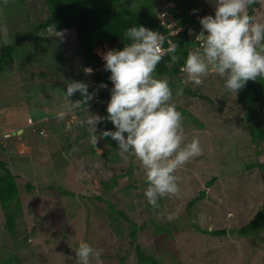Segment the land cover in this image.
<instances>
[{
	"label": "rangeland",
	"instance_id": "obj_1",
	"mask_svg": "<svg viewBox=\"0 0 264 264\" xmlns=\"http://www.w3.org/2000/svg\"><path fill=\"white\" fill-rule=\"evenodd\" d=\"M29 1L8 0L5 5L0 0V49L48 18L44 0H36L38 15ZM156 1L122 0L113 8L136 13ZM191 1L200 17L214 16L215 0ZM255 1L253 16L264 23V0ZM159 2L164 8L182 4ZM108 50L114 49L105 44L96 52L102 57ZM78 59L73 50L58 45L23 43L16 48L13 66L0 75V162L25 179L19 181V198L10 208L13 231L0 206V264H17L14 257L20 264H77L80 243L101 250L103 264H120L122 258L123 264H140L138 246L162 264H264V226L250 236L255 243L235 232L264 207V171L249 168L264 163V135L253 138L247 119L249 115L264 130V102L244 107L215 73L199 86L185 84L186 76L175 80L170 87L183 116L181 147L198 138L201 154L177 169L178 194L159 199L154 209L144 195L148 185L140 161L122 157L117 143L105 138L93 145L87 127L80 126L81 119L106 117L107 112L93 104L89 112L57 118L69 105L64 94L68 82L95 83ZM181 88L183 94L176 95ZM187 88L199 94L189 95ZM102 90L110 93L111 87ZM70 99L74 102V96ZM18 130L22 134L6 137ZM102 131L103 122L96 135ZM204 191V198L190 207ZM222 230L227 234H210Z\"/></svg>",
	"mask_w": 264,
	"mask_h": 264
},
{
	"label": "clouds",
	"instance_id": "obj_2",
	"mask_svg": "<svg viewBox=\"0 0 264 264\" xmlns=\"http://www.w3.org/2000/svg\"><path fill=\"white\" fill-rule=\"evenodd\" d=\"M8 0H4L7 5ZM255 0H215V14L199 18L202 29L194 33L200 47L190 51L180 71L185 74V84L199 86L210 73L224 79V88L235 94L243 90L249 81L264 79V23L246 14V8ZM164 17V16H163ZM123 38L130 43L123 50H108L102 54L104 70L110 72V101L106 117L91 114L79 121L91 133V142L111 138L118 145L122 157L134 156L140 161L147 188L144 195L154 209L158 201L170 198L179 192L175 172L193 157L201 154L200 141L194 138L181 147L184 141L182 113L177 111L173 90L166 78H157L154 73L165 55L172 63L179 61L176 55L179 45L168 36L144 26L128 28ZM165 43L168 47L164 48ZM87 75L94 70L84 68ZM101 83L95 92H89L85 82L70 81L65 96L69 100L66 111L57 118L63 120L68 114L89 112V102L99 89H107ZM80 93L82 99L70 98ZM178 89L176 95H182ZM111 122L115 131H102L96 135L97 125ZM77 264H103L101 250L88 243H80L75 251Z\"/></svg>",
	"mask_w": 264,
	"mask_h": 264
},
{
	"label": "trees",
	"instance_id": "obj_3",
	"mask_svg": "<svg viewBox=\"0 0 264 264\" xmlns=\"http://www.w3.org/2000/svg\"><path fill=\"white\" fill-rule=\"evenodd\" d=\"M48 18L33 29V32L23 36L14 44H4L0 49V75L7 71L15 63L16 48L23 43H44L49 46L58 45L65 51H74V54L82 63V68H92L94 73L90 76L93 85H89V92H95L98 85L101 83L107 84L108 87H113L109 80L110 72H106L103 68L104 61L102 57L96 52L98 47L109 45L114 50H123L125 44L130 43L123 38L125 31L130 27L144 26L150 30L158 31L161 34L168 36L172 29L167 25L170 20H174L176 26L173 29L181 28V31L170 38L174 43L179 45L176 55L179 56L177 63H172L170 56L165 55L160 64H158L154 75L159 78H167L170 86H175V80H183L185 74L180 71L184 65L187 55L192 49H199L200 45L196 41L192 42V37L189 34L190 30L194 33L201 31L202 26L199 23L198 11L194 8V3L191 0H182L179 7H163V3L156 1L154 4L147 3L145 10L131 13L129 10L121 8H113L114 4H118L122 0H44ZM154 1V0H151ZM36 0L29 1V5L33 14L38 15ZM248 15H254V8L258 7L257 2L251 4ZM153 14V15H152ZM156 14V15H155ZM201 14V13H200ZM160 15H164L166 25L162 24L163 19ZM158 16V17H155ZM195 18V20H193ZM168 47L167 43L164 45ZM189 95L197 96L199 93L190 88L185 89ZM238 99L244 107L252 104L264 102V79L258 78L257 81H249L246 87L239 91ZM98 97V98H96ZM110 93L98 90V94L89 106L97 107L102 113L107 112V104L110 101ZM82 99L80 93L74 95V101ZM95 101V103H94ZM105 101V103H103ZM92 107V108H93ZM92 108L90 109L92 111ZM249 122V130L251 136L254 138L262 137L264 130L259 123L253 121V118L247 116ZM195 124L199 125L198 120L193 118ZM104 131H115L111 122H103ZM106 140L115 143L110 137ZM258 167L264 171V163L252 164L249 168ZM0 206L7 215V223L9 230H14L15 214L10 212V208L17 202L19 198V181L25 180L22 177L15 175L12 170L3 162H0ZM214 179L208 183L211 185ZM114 183H116L114 181ZM59 192L67 195L68 192L59 188ZM205 191L190 203V207L196 202H199L205 196ZM113 208V206H110ZM118 213L125 219L129 220L124 212ZM264 226V207L256 214L255 218L244 225L235 232L241 236H248L253 243H255L250 236L256 235ZM209 233V232H208ZM136 232L132 233L135 237ZM213 235H226L227 231L210 232ZM137 253L140 259V264H162L159 260L151 255H146L141 248L137 247ZM17 264H20V259L14 257ZM11 262V261H10ZM124 259H121V263ZM9 264V263H2Z\"/></svg>",
	"mask_w": 264,
	"mask_h": 264
},
{
	"label": "built area",
	"instance_id": "obj_4",
	"mask_svg": "<svg viewBox=\"0 0 264 264\" xmlns=\"http://www.w3.org/2000/svg\"><path fill=\"white\" fill-rule=\"evenodd\" d=\"M162 24L166 25V21L163 20L162 21ZM176 26L174 20H170V23L167 25L168 28L172 29V31L170 32V34L168 35V38L171 39L170 37L171 36H174V35H177L180 31H181V28H176V29H173L174 27ZM172 40V39H171ZM165 48V47H164ZM104 69V66L103 68Z\"/></svg>",
	"mask_w": 264,
	"mask_h": 264
},
{
	"label": "water",
	"instance_id": "obj_5",
	"mask_svg": "<svg viewBox=\"0 0 264 264\" xmlns=\"http://www.w3.org/2000/svg\"><path fill=\"white\" fill-rule=\"evenodd\" d=\"M193 37V35H191ZM23 130H18V131H13L10 134L6 135V137H10V136H17L22 134Z\"/></svg>",
	"mask_w": 264,
	"mask_h": 264
}]
</instances>
